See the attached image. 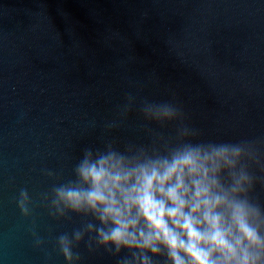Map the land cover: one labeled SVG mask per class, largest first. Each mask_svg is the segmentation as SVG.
<instances>
[{
	"label": "water",
	"instance_id": "95a60500",
	"mask_svg": "<svg viewBox=\"0 0 264 264\" xmlns=\"http://www.w3.org/2000/svg\"><path fill=\"white\" fill-rule=\"evenodd\" d=\"M129 92L178 102L203 139L264 138V0H0V264H67L55 238L85 218L48 214L41 193L59 181L45 170L66 180L85 147L174 134L136 110L106 131ZM76 250L81 264H117Z\"/></svg>",
	"mask_w": 264,
	"mask_h": 264
},
{
	"label": "clouds",
	"instance_id": "9594fccd",
	"mask_svg": "<svg viewBox=\"0 0 264 264\" xmlns=\"http://www.w3.org/2000/svg\"><path fill=\"white\" fill-rule=\"evenodd\" d=\"M134 110L173 135L149 129V144L105 139L85 147L68 179L41 201L54 219L84 222L55 238L67 264H81L82 243L103 250L117 264H264V138L216 141L202 138L174 100L152 101L129 92L106 131L121 127ZM21 214L34 216L26 188L14 197ZM34 246L45 240L30 228Z\"/></svg>",
	"mask_w": 264,
	"mask_h": 264
}]
</instances>
